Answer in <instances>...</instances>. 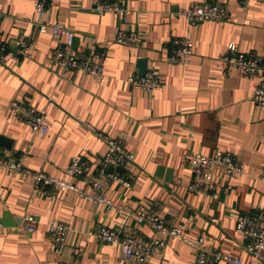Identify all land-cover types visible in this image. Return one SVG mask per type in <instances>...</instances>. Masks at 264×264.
<instances>
[{
	"label": "crops",
	"instance_id": "obj_1",
	"mask_svg": "<svg viewBox=\"0 0 264 264\" xmlns=\"http://www.w3.org/2000/svg\"><path fill=\"white\" fill-rule=\"evenodd\" d=\"M222 2L231 21H189L179 12L196 2ZM118 0L121 11L96 12L94 0H0V40L16 49V37L32 39L27 57L0 64V151L21 159L24 167L62 177L76 154L98 164L107 150L97 134L121 141L134 160L122 169L125 186L112 181L105 195L134 211L151 210L169 224H183L191 239L202 235L207 246L240 256L242 238L235 231L240 214L264 213V111L252 100L254 80L239 71H224L218 56L234 44L240 51L264 56V6L249 0ZM39 22L73 30L75 50L105 51L101 78L80 71H63L51 62L57 35L38 31ZM140 32L138 46L117 44L118 30ZM189 34L193 52L184 63L169 60L172 40ZM15 55V53H13ZM138 58L147 71L156 69L161 88L143 91L127 78L136 73ZM12 98L35 109L46 107L49 130L32 136L29 127L9 111ZM23 150H27L24 156ZM226 151L243 166V173L213 174V195L188 192L191 170L187 157L196 152ZM68 180L89 190L80 178ZM33 217L32 231L21 228L24 215ZM94 204L69 190L37 191L26 174L0 168V264H135L122 257L120 246L101 243L92 233L100 226L121 229L148 239L146 224ZM50 220L70 226L62 249L47 234ZM196 249L169 238L162 252L141 264H194ZM228 264V263H222ZM257 264H264V253Z\"/></svg>",
	"mask_w": 264,
	"mask_h": 264
},
{
	"label": "built area",
	"instance_id": "obj_2",
	"mask_svg": "<svg viewBox=\"0 0 264 264\" xmlns=\"http://www.w3.org/2000/svg\"><path fill=\"white\" fill-rule=\"evenodd\" d=\"M249 0H241L246 6ZM264 6V0H255ZM46 7V0H37L34 10L38 13ZM93 10L96 12H111L124 10L118 0H94ZM126 11V10H124ZM189 21H231L228 7L222 2H196L184 7L179 12ZM5 18L0 12V23ZM51 30L57 35L56 45L51 52V62L59 68L60 76L63 71H80L97 78L104 72L105 51L103 50H75L73 48L74 32L70 28L57 24L39 22L38 31ZM114 41L117 44L138 46L142 41L140 32H126L118 30ZM16 49H12L6 42L0 40V64L8 65L9 60L17 61L20 57H27L32 45V39L25 33L16 37ZM169 60L184 63L193 52V42L190 35L172 40ZM15 53V55L13 54ZM218 61L224 71L235 69L244 77L254 80L252 90L253 102L264 111V56L256 53L238 50L234 44H228L226 53L218 56ZM128 83L134 88L150 91L161 88L163 83L156 69L146 71L145 75H130ZM49 102L46 104L48 107ZM10 113L19 121L25 123L32 136H44L49 130L46 107L35 109L25 101L12 98L9 101ZM105 142L107 150L98 164H92L84 156L76 154L70 158L68 165L63 169V176L57 177L42 170H30L23 166L21 159L5 156L0 151V168L13 173L26 174L33 179L35 190L48 193L55 190H69L94 204H103L111 210L123 211L125 214L121 222L123 228L127 219L133 217L137 224H146L153 235L144 239L135 234L123 233L121 229L100 226L92 235L101 243H115L120 246L122 257L135 264L147 262L153 255L162 252L169 238H176L193 246L196 249L194 264H257L264 253V213L251 212L240 214L235 222V231L242 238V248L248 254L245 262L240 256L233 255L218 247L207 246L202 235L191 239L185 234L183 224H169L164 217L154 211L141 209L134 211L116 205L105 195L108 184L118 181L125 186L130 185V178L122 173L126 164L134 160L133 155L124 148L120 140L97 133ZM23 150V155L27 154ZM191 170V180L187 185L188 192L196 195L208 196L215 189L213 174L215 170L236 176L243 173V166L238 159L229 152L217 151L213 154L193 152L187 157ZM67 177L80 178L89 184V190H83ZM259 178L264 181V161L261 164ZM213 195V194H212ZM21 228L26 231L34 229L33 217L24 215ZM2 223L0 222V229ZM70 226L63 222L50 220L47 224V234L56 250L62 249L66 242Z\"/></svg>",
	"mask_w": 264,
	"mask_h": 264
},
{
	"label": "water",
	"instance_id": "obj_3",
	"mask_svg": "<svg viewBox=\"0 0 264 264\" xmlns=\"http://www.w3.org/2000/svg\"><path fill=\"white\" fill-rule=\"evenodd\" d=\"M145 58H138L136 63V73L140 76L145 75L147 71V64Z\"/></svg>",
	"mask_w": 264,
	"mask_h": 264
},
{
	"label": "rangeland",
	"instance_id": "obj_4",
	"mask_svg": "<svg viewBox=\"0 0 264 264\" xmlns=\"http://www.w3.org/2000/svg\"><path fill=\"white\" fill-rule=\"evenodd\" d=\"M211 194H213V197H216V193L213 192V193H211Z\"/></svg>",
	"mask_w": 264,
	"mask_h": 264
}]
</instances>
